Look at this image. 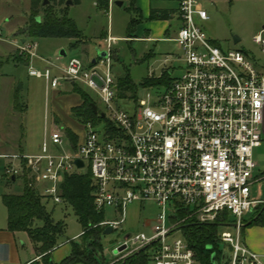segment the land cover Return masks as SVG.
I'll list each match as a JSON object with an SVG mask.
<instances>
[{
	"label": "built area",
	"instance_id": "2783aa9c",
	"mask_svg": "<svg viewBox=\"0 0 264 264\" xmlns=\"http://www.w3.org/2000/svg\"><path fill=\"white\" fill-rule=\"evenodd\" d=\"M179 15L182 27L174 42L186 63L184 73L158 101L137 102L133 112L119 105L112 55L117 40L110 35L107 56L95 63L86 65L72 57L66 67L53 65L43 73L30 67V77L45 80L47 97L64 84L95 92L104 108L99 113L105 118L109 113L114 129L109 131L106 125L99 130L89 122L76 133L75 145L64 128L53 122L49 126L46 116L42 154H0V160L9 163L2 176H20L24 163L41 185V195L60 204L65 177L89 165L95 211L112 209L121 217L99 225L113 231L125 223L129 205L155 203L160 211L153 235H128L115 248L111 264H126L141 252L149 255L150 264H198L187 240L170 241L171 236L189 222L214 224L223 213L236 219L232 226L237 233L220 236L230 247V252L222 251V264H264V256L251 251L241 234L245 216L264 204L251 195L261 180L254 154L264 138V70L243 53L222 51L213 43L196 23L197 18L209 20L198 0H179ZM263 35L264 29L253 42L264 54ZM37 49L34 42L18 46L29 62L38 58ZM77 161L84 167L78 168Z\"/></svg>",
	"mask_w": 264,
	"mask_h": 264
},
{
	"label": "rangeland",
	"instance_id": "374dc122",
	"mask_svg": "<svg viewBox=\"0 0 264 264\" xmlns=\"http://www.w3.org/2000/svg\"><path fill=\"white\" fill-rule=\"evenodd\" d=\"M69 1L72 2L70 6L67 5ZM148 1L151 2L152 9L168 11L172 14L179 8V0ZM198 1L207 11L209 20L201 22L196 19V23L216 43L215 45L222 51L243 53L258 70H264L262 48L253 42L254 37L261 33L264 27V0ZM31 2L32 0H0V28L7 39L14 41L23 38L37 43V56L39 58L33 59L30 64L23 60L17 61L15 56L19 51H15L12 43L3 44L4 56L0 58V151L14 149L18 152L22 149L27 156L41 155L46 116L49 119V126H51L53 116L55 121L58 119L60 125H64L67 129L70 122L73 125L76 124L72 110L79 103L81 104L82 100L73 93V87L50 91L47 98L45 80L30 77L28 74L30 67L43 73L45 69L51 68L53 65L66 67L72 57L80 58L84 64L89 65L93 59L99 58L101 52L107 51L106 39L109 35L119 38L120 40L112 45V55L113 57L115 55L113 72L117 79L129 75L130 80L135 85L134 95H129L128 100H120L119 104L121 108L131 112L134 111L137 102L148 101L153 103L158 101L166 91L167 86L165 85L144 87L142 84L146 78L160 77L165 72L170 71L171 79H178L184 73L186 63L182 59V51L173 40H168L167 35L164 34V39L153 43L127 38L130 23L137 19L136 12L131 8V0H112L110 8L103 7L100 0H78L75 3L73 0H68L66 4H61L59 0L56 2L48 1V5H56L58 11L67 9L68 18L75 23L80 33L79 40L30 36L27 28L31 25ZM50 11L42 9L37 17L43 21L47 12ZM61 14L57 12L56 15L61 17ZM154 20L165 21L168 19L155 18ZM177 29L168 28L172 36ZM131 35L137 36L136 29ZM73 44L76 47H72ZM61 51H65L67 56L57 62L56 58L60 56ZM151 51L155 54L154 57L146 59L147 54ZM40 58L49 60L51 63L43 62ZM167 59L168 61H166ZM82 89L90 95L100 110H104L95 92L83 86ZM108 117L109 113L107 114L109 121ZM103 127L104 125L99 126V130ZM254 158L258 165L256 175L262 177L264 175V146L255 150ZM6 165L7 161L0 160V216L2 215L3 218H7V209L3 205L2 196L5 194L19 195L23 192L24 186L22 180H17L8 187L6 186L5 182L2 181V174ZM26 169L28 168L26 167ZM88 171L89 165L79 171V174H85ZM27 172L30 186L42 193L41 185L37 182L35 175L31 170ZM251 195L253 200L264 201V179L252 187ZM43 204L55 223H64L66 226L65 234L59 240V247L61 248L71 241L80 242L79 237L83 233V228L73 208L67 202L56 204L52 199L45 197ZM263 206L261 205L253 213L246 215L244 221L249 223L258 215H262L264 213ZM159 211L155 203L129 205L126 210L125 223L118 230L110 235H103L100 239L106 264H111L114 261V255L117 253L115 248L125 242L128 235L135 236L144 232L148 236H152V228L156 224ZM103 217L107 221H119L121 219L112 209L105 210ZM235 222V218H229L231 225H234ZM259 226L262 225L258 223L257 227ZM226 232L236 235L237 230L233 226L219 227V238ZM241 234L242 242L245 244L244 228ZM177 239L185 240L184 230L174 232L170 241ZM220 248L223 252H230V247L222 242Z\"/></svg>",
	"mask_w": 264,
	"mask_h": 264
},
{
	"label": "trees",
	"instance_id": "16d2710c",
	"mask_svg": "<svg viewBox=\"0 0 264 264\" xmlns=\"http://www.w3.org/2000/svg\"><path fill=\"white\" fill-rule=\"evenodd\" d=\"M48 1L56 2V0ZM59 1L61 4H66L68 0ZM77 1L73 0L74 3ZM100 2L103 7L109 8V0H100ZM44 3L45 0H32L31 2V25L27 28L31 34L30 36L79 40L80 33L75 23L68 18L66 13L67 9L58 11L56 5L49 4L45 6ZM131 4V8L136 11L135 0H131ZM42 9L44 11H51L49 13L47 12L43 21L42 19L39 21L40 17H37V15ZM57 12L62 13L61 17L56 15ZM152 13L154 14V18H167L163 11H153ZM157 13H160L161 16H156ZM134 24L135 21L133 20L128 28V39L135 38L131 35L136 29L132 28ZM72 47H76V45L73 44ZM153 57V52H150L147 54L146 59ZM172 82L173 79H171L170 73L165 72L160 77L153 76L146 78L142 85L144 87L165 85L168 88ZM72 87L73 93L77 94L82 100V104L72 110V116L76 123L85 125L91 122L96 128H99L101 125H107V130L112 131L114 129L112 124L107 118L101 116L102 112L99 114L94 112L92 104L96 103L90 95L80 86L74 85ZM118 88V97L122 100L128 99L129 95H134L135 85L130 80L129 75L118 78ZM57 123L61 124L58 119ZM67 133L71 141L76 145L77 138L73 132L67 129ZM20 167H22V174L20 176L10 179L2 178V181L5 182L7 187L17 180H22L24 185L21 194H5L2 196L3 205L6 207L8 213V229L13 233H27L38 255H42L47 264H50V254L59 247V240L65 234L66 226L64 223H55L51 215L47 213L43 204L44 196L30 186L27 172L30 169H26L24 163ZM61 189L64 202H67L73 208L83 228V233L79 237L81 241L69 242L71 255L62 264H106L103 246L100 242L105 228L99 226L105 222L103 217L104 213H97L94 208V180L91 172L88 171L85 174L66 176L61 184ZM229 218V214L223 213L214 224L202 225L196 222H189L182 227L185 233V239L194 250L198 264L223 263V252L220 248L221 241L218 229L219 227L232 226L229 223ZM253 220H251L253 225L261 223L264 220V213L256 221ZM245 223L248 222L246 221ZM214 255L216 256L215 261L213 260ZM149 261V255L146 252H141L130 257L126 264H149Z\"/></svg>",
	"mask_w": 264,
	"mask_h": 264
},
{
	"label": "crops",
	"instance_id": "0c3cea01",
	"mask_svg": "<svg viewBox=\"0 0 264 264\" xmlns=\"http://www.w3.org/2000/svg\"><path fill=\"white\" fill-rule=\"evenodd\" d=\"M150 3L151 2L148 0H136L135 12L137 14V19H134L135 24L132 27V28H136L137 36H135V39H141V40H145L148 43H153L154 41L164 39L163 35L165 34L167 35V37H169L168 40L174 41V39L177 37L179 29L182 27V22L179 15V8L173 14L168 11H163L165 12L167 16L166 19L168 20L156 21L154 20L155 18L153 17L154 14L152 12L153 11L162 12V10L152 9L153 7ZM156 16L159 17L161 15L160 13H157ZM168 28H178V29L177 31L174 32L172 36ZM144 31L145 33H143ZM140 34L142 35L138 36ZM112 38L115 37L112 36ZM115 39L117 41L120 40L119 38H115ZM7 42L12 43V45L15 47V51H17L19 44H24L25 42H31V41L24 40L23 38H20V40L11 41L7 39V37L5 36L2 30V33L0 35V58H3L4 56L3 44ZM213 43L216 44L215 42ZM15 58L17 59V61L23 60L28 64L30 63L29 58L27 56H22L21 54H19V52H17ZM69 87H72V85L64 84L61 89L63 88L65 89ZM81 104L79 103L77 106H80ZM52 122L54 125L64 128V130L67 133V128L64 125H60L59 123H56L57 120L55 121L54 116L52 118ZM68 125H69L68 129H70L73 132V134L78 140L76 133L79 134L83 131V125H79L78 123L76 124L74 123L73 125L71 122ZM263 146H264V138H263V143L259 148H263ZM11 153L24 154V151H22V149L19 150L18 152L14 151V149H12L11 151L8 150L0 151V154L10 155ZM257 177L260 178L261 180L264 179V175H262V177L257 175ZM253 221L256 220L254 219ZM260 224L262 225L261 227L260 226L257 227V224L253 225V222L244 224L243 228L245 234V245L251 251L264 256V220ZM70 255H71V248H70V243L68 242L67 244L61 246V248L58 247L53 252H51L50 264H62L65 261V259L68 258ZM0 264H47L46 261L43 259V256L38 255V253L36 252V249L32 244L27 233L25 232L13 233L8 229V213H7V218H3L2 215L0 216Z\"/></svg>",
	"mask_w": 264,
	"mask_h": 264
},
{
	"label": "water",
	"instance_id": "95a60500",
	"mask_svg": "<svg viewBox=\"0 0 264 264\" xmlns=\"http://www.w3.org/2000/svg\"><path fill=\"white\" fill-rule=\"evenodd\" d=\"M48 0H45V3H44V5L46 6V5H48ZM72 4V2L71 1H69L68 3H67V5L68 6H70ZM119 5H121V4H119ZM39 21H40V18H39ZM60 56L61 57H66L67 55H66V52L65 51H61V53H60ZM107 56V54H106V52H103V53H100V55H99V57L100 58H104V57H106ZM93 63H95V60H94V62ZM92 108H93V110H94V112L96 113V114H99V108H98V106L96 105V104H92ZM103 118H105V115L104 114H102L101 115ZM76 164H77V166H78V168H83L84 167V164L81 162V161H77L76 162ZM261 215V214H260ZM260 215H258L256 218H255V220H257L259 217H260ZM114 231H113V229H112V227H107L106 229H105V232H104V235L106 236V235H110L111 233H113ZM125 249V247H122L120 250L122 251V250H124ZM215 255L213 256V260L215 261Z\"/></svg>",
	"mask_w": 264,
	"mask_h": 264
}]
</instances>
